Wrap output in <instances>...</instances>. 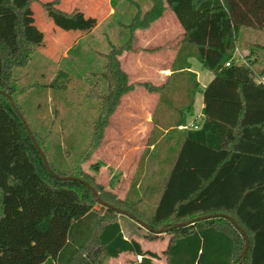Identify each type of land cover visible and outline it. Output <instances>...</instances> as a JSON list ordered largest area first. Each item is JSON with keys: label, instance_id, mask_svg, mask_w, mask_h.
I'll list each match as a JSON object with an SVG mask.
<instances>
[{"label": "trees", "instance_id": "16d2710c", "mask_svg": "<svg viewBox=\"0 0 264 264\" xmlns=\"http://www.w3.org/2000/svg\"><path fill=\"white\" fill-rule=\"evenodd\" d=\"M148 1L150 9L137 12L125 26L128 40L103 55L100 72L86 75L84 98L98 103L99 114L84 151L70 169L60 170L45 149L51 132H34L21 106L27 93L41 86H21L15 71L26 69L40 48L27 36L26 14L32 5L65 20H73L76 12L61 11L59 0H0V264H105L123 254L140 257L131 264L159 260L137 241L124 238L119 214L100 205L91 190L59 178L86 182L106 205L132 215L153 231L162 230L160 234L146 231L144 239L166 241L161 253L165 264H264V83L258 81L264 78V64L257 74L253 70L259 56L264 57V46L249 48L246 63L238 64L236 58L244 31L264 33V0ZM166 9L183 31L178 60L164 86H140L160 92L162 103L168 94L184 90L187 104L169 106L176 119L170 118L169 125L162 127L174 129L160 141H146L137 174L121 199L95 184L80 165L101 147L111 116L134 89L119 57L131 50L133 33L148 29ZM188 59L213 79L202 91L198 129L180 132L174 154L163 159L162 152L157 153L185 125L199 91L195 75L188 72ZM182 73L192 78L189 84L174 81ZM69 81V74L60 69L45 87L65 92ZM20 116L59 178L44 167ZM149 147L153 148L145 160ZM155 164H160V171H152ZM156 176L162 178V186L155 182ZM155 195L158 200L151 202ZM215 215L231 218L244 232L249 241L244 259V237L227 218L192 222ZM185 222L191 223L174 228Z\"/></svg>", "mask_w": 264, "mask_h": 264}, {"label": "rangeland", "instance_id": "374dc122", "mask_svg": "<svg viewBox=\"0 0 264 264\" xmlns=\"http://www.w3.org/2000/svg\"><path fill=\"white\" fill-rule=\"evenodd\" d=\"M40 1L46 3L49 0ZM135 4L142 11H147L150 8L147 0H112L113 8L116 11L115 17L102 25L91 38L80 42L78 45H71L70 50H72V53L67 54L68 59L66 61H60L61 53L65 49L60 43L47 44V56L45 53L42 55L39 52L41 56L46 59L49 58L48 60L52 63L59 64L58 67L69 74L70 81L65 92L56 93L45 87L46 83L54 78L55 67L46 64L41 68V61L38 57L34 56L26 69L15 71V76L19 79L21 85L31 86L37 82L36 84L41 86L31 89L22 99L21 106L26 120L34 132L43 135L51 132L49 142L45 143V149L49 160L57 169H70L74 159L84 151L89 141L92 130L91 125L97 119L100 109L96 101L84 98V93L89 84L86 75L90 72H100L102 70L104 66L103 55L110 50V44L117 46L127 41L128 32L125 28H122V25H128L134 17L137 11ZM74 7V4L70 7L67 0H64L59 9L70 14ZM37 8L38 5L34 4L28 10L26 14L27 23H29L31 12ZM170 20L174 22L175 18L171 11L166 10L164 16L156 25L166 24ZM180 34H182L181 30ZM27 36L30 40L36 42L28 33ZM252 41L253 38H246L245 44L252 43ZM55 45H59V48L57 49ZM243 49H245V53L239 54L238 61L242 60L246 63L245 57L249 51L245 46H243ZM50 58H53V60ZM259 60L258 64L253 67L255 74L261 70L264 64L263 56L260 55ZM39 74L44 75V78L40 77ZM258 81H264V78ZM137 93L136 96L129 93L122 99V105L110 118L101 147L95 151L86 163L80 165L83 173L89 176L95 184L116 194L121 199L127 193L139 169V161L147 134L146 129L143 130L144 133L141 131L145 126L139 125L144 120L140 118L137 121V119L130 116L132 111L131 102L137 103L141 99L140 97L146 96L143 90ZM175 100L178 103L177 98ZM144 101L146 102V99ZM167 106H171V104L167 103ZM136 110L134 109V111ZM147 111L148 109L144 106L139 109V112H136L140 116L141 112L146 114ZM161 152L167 153V157H171L175 152V146L169 147L167 152L161 150L157 155L159 156ZM157 170H161L160 164H155L152 167V171ZM154 178L157 185L162 186V178L160 176ZM157 200L158 196L155 195L154 198L152 197L151 202ZM152 208L154 207L152 206ZM117 220L125 238L140 241L144 249L154 251L160 257L156 264H165L161 253L165 248L166 241H147L144 239L146 231L133 221L121 215L118 216ZM133 261H136L135 256L125 254L118 260L113 262L108 260L105 264H131Z\"/></svg>", "mask_w": 264, "mask_h": 264}, {"label": "crops", "instance_id": "0c3cea01", "mask_svg": "<svg viewBox=\"0 0 264 264\" xmlns=\"http://www.w3.org/2000/svg\"><path fill=\"white\" fill-rule=\"evenodd\" d=\"M51 1L52 0H49L48 2ZM59 1L60 4L58 8L62 5V2H64V0H59ZM111 1L112 0H70V1L67 0V3L70 4V7H72L73 4L75 5L74 10L72 11V12H76L75 18L73 20H65L51 16L45 11H43L40 8V6L37 4L38 8L33 12H31L29 16V23H27L29 24L27 28V33L33 39H35L36 42L40 45L38 52L35 54V57H38V59L41 61L40 62L41 68H43L42 66H45L46 64H48V66H54L55 67L54 77H55L57 71L60 70V68L58 67L59 64L57 65L52 63L51 61L48 60L49 58L46 59L45 57L41 56L39 52L42 53V55L45 53V55L47 56L48 52L46 50L47 48L46 46L60 43L65 48L61 53L60 61L61 62L66 61L68 59L67 54L70 53L71 45L73 44L78 45L80 42L91 38L102 25H104L106 22H108L109 20L115 17L116 11L115 9H113L112 7L113 5ZM40 2L44 3L42 1ZM136 7H137L136 13L139 11L146 12V11H142L138 7V5H136ZM165 12L163 13L162 17L164 16ZM162 17L158 21H160ZM158 21H156L146 30H136L133 33L131 50L128 52H124L119 57V61L122 69L129 76L130 82L134 86V89L131 92V94L136 96L138 95L137 93L138 91L143 90V92H145L146 95L145 97H140L141 101L139 100L137 103H134L133 101L131 102L132 111L130 114V116L134 119H137V121L140 118L144 120L141 123H139V125L145 126V128L144 129L142 128L141 131L143 132V130L146 129V133H147L144 140L145 144L141 154V158L144 155L145 148H147L146 141L148 139L151 138V140L155 139L160 141L162 138L164 139L166 136L170 135L168 134V132L174 129V127H170L168 129H164L162 127V125L168 126L169 119L170 118L174 119L176 117L173 111H171L173 109L167 106V103H170L172 105L174 102H176L175 99L177 98L178 100V97H180L177 104L179 106L187 104V97H186L187 94L184 90L180 92L177 91L175 93L172 92L171 94H168L167 96L164 97V102L162 103L160 102V92L158 93L149 92L140 86V84H145V83L150 84L155 88L164 86L168 82L167 79L172 73L173 63L176 60H178V53L182 46L183 31L177 20L175 19L174 22L170 20V22L168 23L166 22V24L164 23L162 25H156ZM125 26L127 25H122V28H125ZM180 30L182 31V34H180ZM128 38H129V33H128ZM246 38H253L252 43H248L246 45L245 44ZM55 46L57 49L59 48L58 47L59 45H55ZM111 46L114 45L110 44V48ZM243 46H245V48L248 51L249 48L253 46H264L263 31L260 32L244 31L241 46L236 55L237 60L240 53L243 54L245 53V49H243ZM50 59L53 60V58ZM179 60H181V62L184 63L183 59L179 58ZM188 64H190V69L188 70V72L195 75V79L199 84V91L194 96L193 112L191 116L185 117L184 119L185 125L178 127L179 132L177 134L171 135L170 137L172 138L170 139L169 137L167 138L169 139L170 142L169 145L165 144L162 147V150H164V152H167L169 150V147L172 148V146H175L174 141L180 138V132L185 130H191V128H189V126L191 125L199 126L202 120V109H203L202 91L205 88V86L213 79V75L203 70L201 66L194 59H188ZM181 72L183 71H179L178 73L180 74ZM179 74L175 76L176 78L174 81L176 82V84H183L185 83V81H187V83L189 81H192V78H189L190 76L184 75V73H182L183 75H179ZM40 77L44 78V75L41 74ZM50 82L46 83V85H48ZM262 82L264 83V81ZM187 83L185 84V87L186 85L188 86L189 83L188 84ZM144 98L146 99V102L144 101L145 100ZM144 106L148 109V111L146 112V114L141 112V115L139 116L137 112H139V109L143 108ZM134 109H137L136 110L137 112L134 111ZM170 126L173 125L170 124ZM152 148L153 147L148 148V156L145 160L149 158V153L150 151H152ZM166 157H167V153L165 154L161 153V158L165 159ZM137 242L142 247L141 242L140 241ZM142 250L155 253L154 251H151L149 249H144L143 247ZM118 259H111V262L116 261ZM139 261H140V257H136V261H133V263ZM156 261H154L153 263L156 264Z\"/></svg>", "mask_w": 264, "mask_h": 264}, {"label": "water", "instance_id": "95a60500", "mask_svg": "<svg viewBox=\"0 0 264 264\" xmlns=\"http://www.w3.org/2000/svg\"><path fill=\"white\" fill-rule=\"evenodd\" d=\"M9 100H10V98H9ZM10 102H11V100H10ZM20 118L22 119V116H20ZM22 121H23V119H22ZM23 124H24V127H25V129H26V131H27V133L30 135V137H31V140L33 141V143H34V145H35V147H36V149H37V151L39 152V154H40V156H41V158H42V161H43V164H44V167L47 169V171L50 173V174H52L54 177H56V178H59V177H57L50 169H49V167H48V164H47V161H46V158H45V156H44V154L41 152V150L39 149V147L37 146V144L35 143V141H34V138H33V136L31 135V132H30V130H29V128L27 127V125H26V123L23 121ZM59 179H62V180H66V179H69V180H73V181H76V182H79V183H81V184H83L84 186H86L89 190H91V192L93 193V195H94V197L96 198V201L100 204V205H103V206H106V207H108V208H110V209H113L116 213H118L119 215H122V216H124V217H127L128 219H130L131 221H133L134 223H136L139 227H141L142 229H144L145 231H147V232H152V233H155V234H160L161 232H162V230H160V231H153V230H151L150 228H148L144 223H142L141 221H139V220H137L135 217H133L132 215H130V214H128V213H126V212H124V211H122V210H119V209H116V208H113L112 206H108V205H106L101 199H100V197L98 196V194L86 183V182H84V181H82V180H80V179H78V178H59ZM212 217H224V218H227L234 226H235V228L238 230V231H240L241 232V234L243 235V237H244V241H245V245H244V250H243V252H242V256H243V259L245 258V256H246V252H247V250H248V247H249V241H248V239H247V237L245 236V234H244V232L236 225V223L231 219V218H229V217H227V216H224V215H215V216H207V217H201V218H197V219H195V220H193L192 222H197V221H201V220H206V219H210V218H212ZM189 223H191V222H185V223H182V224H176L175 226H174V228H178V227H182V226H184V225H187V224H189Z\"/></svg>", "mask_w": 264, "mask_h": 264}, {"label": "built area", "instance_id": "2783aa9c", "mask_svg": "<svg viewBox=\"0 0 264 264\" xmlns=\"http://www.w3.org/2000/svg\"><path fill=\"white\" fill-rule=\"evenodd\" d=\"M237 63L240 64V63H244V62H242V60L241 61H238L237 60ZM226 66H228V64ZM189 128H191L193 130H197L198 129V126L197 125H191V126H189Z\"/></svg>", "mask_w": 264, "mask_h": 264}]
</instances>
